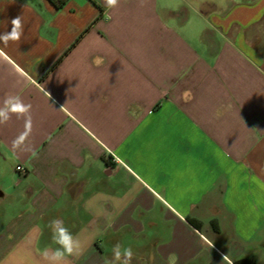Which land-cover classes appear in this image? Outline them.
<instances>
[{
	"label": "crops",
	"instance_id": "obj_1",
	"mask_svg": "<svg viewBox=\"0 0 264 264\" xmlns=\"http://www.w3.org/2000/svg\"><path fill=\"white\" fill-rule=\"evenodd\" d=\"M17 16L0 264H49L54 218L81 244L63 264H264V0H0V34Z\"/></svg>",
	"mask_w": 264,
	"mask_h": 264
},
{
	"label": "clouds",
	"instance_id": "obj_2",
	"mask_svg": "<svg viewBox=\"0 0 264 264\" xmlns=\"http://www.w3.org/2000/svg\"><path fill=\"white\" fill-rule=\"evenodd\" d=\"M119 0H105L109 8H113L118 4ZM11 31L0 34V40L7 43L8 40L18 41L23 34V25L19 16L11 20ZM31 105L24 104L18 96L9 97L5 101L3 108H0V123H5L9 119L10 113L18 116H27V127L30 129L31 117L29 115ZM27 133L21 134L17 140L13 141V147L19 148L20 144L26 139ZM48 227L52 232V241L58 245L55 250L45 248L42 256L49 264H63L67 257L79 255L81 252L80 241L74 237L69 228L64 225L62 219H52ZM133 259V251L131 248L121 249L120 244H116L113 248L112 259H105V264H131Z\"/></svg>",
	"mask_w": 264,
	"mask_h": 264
},
{
	"label": "trees",
	"instance_id": "obj_3",
	"mask_svg": "<svg viewBox=\"0 0 264 264\" xmlns=\"http://www.w3.org/2000/svg\"><path fill=\"white\" fill-rule=\"evenodd\" d=\"M55 6H61L66 0H50ZM189 222L193 225H198V221L195 219L190 218ZM252 262V261H251ZM253 264V262H252Z\"/></svg>",
	"mask_w": 264,
	"mask_h": 264
},
{
	"label": "built area",
	"instance_id": "obj_4",
	"mask_svg": "<svg viewBox=\"0 0 264 264\" xmlns=\"http://www.w3.org/2000/svg\"><path fill=\"white\" fill-rule=\"evenodd\" d=\"M15 169L18 170V171H20V170H23V167L18 164V165L15 166Z\"/></svg>",
	"mask_w": 264,
	"mask_h": 264
}]
</instances>
